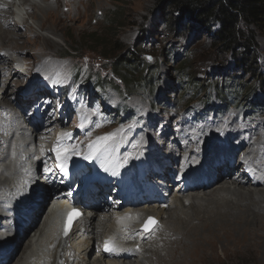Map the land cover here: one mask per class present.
Here are the masks:
<instances>
[{
    "label": "rangeland",
    "instance_id": "374dc122",
    "mask_svg": "<svg viewBox=\"0 0 264 264\" xmlns=\"http://www.w3.org/2000/svg\"><path fill=\"white\" fill-rule=\"evenodd\" d=\"M23 1L25 2V0L21 2ZM29 1L30 3H27L30 5H24L27 8L31 7V2L41 6L49 3V13L45 17V13L42 15V12L34 7L30 8V14L24 10L22 11V16L25 17L22 24L24 26L17 31L7 29L17 36L11 42H6V46L20 48L16 49L17 53L12 50L7 51L13 54L10 59L11 63L14 61L11 71L15 67L27 81L31 79V74L37 71L43 72V80L35 84L42 89L45 87L43 81L46 79L48 84L53 81L61 82L63 93H65L62 103L67 100V103L72 102V110H74L70 114L63 112L61 119L63 118L64 126H66L64 131L67 132L68 127L77 137L78 145L75 149L79 150L82 144L85 145V142L100 132H112L120 138L126 137L121 142L126 150L148 149L158 142L167 143L169 145L167 149H175L174 145H178V137L182 138L188 134L190 139L193 132L194 134L199 132L202 135L197 137L196 143L197 146L203 147L205 142L207 144L214 137H218L222 126L230 121L239 124L247 122L250 126L252 124L253 130L260 131L264 138V17L260 23L248 26L243 21L242 34L253 37L252 41L249 39V49L246 50L243 45L234 48L222 47L214 32L218 24H213L210 29L188 19L180 21L178 19L180 14L169 7L168 0ZM7 6L10 10L7 19L12 23L11 11L14 10L11 8L12 1H9ZM34 12L36 19L33 17ZM39 17H44L46 20L42 29L38 27V23L41 22ZM31 25H34L35 29H30ZM38 35L53 40L56 45L48 46ZM5 48L0 45L1 58H4L1 55L5 53L3 50H7ZM15 63H20L21 66ZM119 67L136 76L133 82L130 81L131 85L128 87L124 85L121 76L113 72ZM1 79L0 83L5 78ZM9 80L7 79L4 85H0V111L4 107L2 105H5L3 98L5 99L6 91L1 88L8 87L10 92L14 90L12 95H7L9 99L20 96L24 100L26 95V92L18 95L20 87L23 86L21 75L14 74L11 81ZM35 89L36 87L33 90ZM39 91L38 89L37 92ZM72 92H75V96H72ZM57 95L58 99L56 98L52 108L61 103V93L57 91ZM18 105H14L16 110ZM83 114L84 117L81 118ZM58 117V115L54 116L59 120ZM92 119L94 123L86 127L91 128L92 132L87 136L79 129H82L81 125L85 127L84 125ZM3 123L0 116V131ZM55 124L56 122H53V125ZM120 128H124V130L121 129L124 134L117 131ZM172 130H174V136H170ZM0 139L1 148L3 143L1 133ZM128 139L131 141L128 142ZM180 142L183 143V141ZM181 148L182 146L176 148L179 151L176 156L182 157L186 152ZM253 148L255 149L256 145ZM167 149H158L160 154L166 156V159L172 154ZM195 153L196 151L189 152L193 157L197 155ZM1 155L2 153H0V159H2ZM256 160L260 162L259 158ZM178 162L189 163L184 158ZM2 166L6 165L0 162V167ZM4 178L3 176L2 180L6 182ZM223 182L231 184L228 181ZM246 183L250 184L248 181ZM248 184L242 187L250 189L260 187V185L249 186ZM187 195V193H176L174 196L172 193L165 203L137 208V214L134 217L136 219H133L132 224L142 220L139 225L144 228L149 218H153L155 223L148 230L149 233L142 235L140 231L131 232L133 228L130 224L124 232H121L120 238H115L114 242L110 239L111 246L117 247L123 244V247L127 246L130 251L127 252L128 256L131 255L129 258H95L98 255V250H95L92 253L89 252L88 260L91 262L94 259L92 264H148L153 262L151 257L156 253L159 252L158 255L161 253L159 256H164L168 250L166 241H172L174 245L177 241L175 235L167 232V227L169 229L174 227L170 216L178 215L183 218L191 209L190 205L188 208L185 207L186 211L183 213L177 212V207H181L177 204L179 197L186 203V197L189 201L191 196ZM171 200L175 203L170 206ZM45 205L41 218L38 217L37 224L26 234L29 238L34 233L38 234L37 229H42L41 222L45 214L53 207L52 204L48 207ZM147 211H155L158 216H144ZM115 214H117L116 211L102 216L97 222L99 228L96 231H100L106 224V219ZM161 223L166 228L159 232ZM178 225V223L175 224L176 227ZM153 229L155 232L150 233ZM242 229L233 228L230 233L238 236V239L243 240L242 236L247 234L254 241L264 242V229L256 226L249 228L248 231L244 229L242 231ZM224 236L222 232L221 239L216 242V258L208 264H264V253L257 251L255 246L247 244L233 246L232 242L237 238H227L229 234ZM35 238L36 236L33 240ZM103 239V234L98 232L96 240L98 246L103 244ZM135 239L140 240L139 246L134 244V250H132L128 245ZM151 242L152 245H150ZM77 244H83V242L80 243V239H77L74 248H77ZM224 245L227 246L224 247L227 250L229 248L228 254L222 250ZM23 247L22 244L17 248L12 261L10 260L13 255L10 252L13 248L9 249L10 264L17 262ZM23 261L21 260L20 263Z\"/></svg>",
    "mask_w": 264,
    "mask_h": 264
},
{
    "label": "bare ground",
    "instance_id": "6f19581e",
    "mask_svg": "<svg viewBox=\"0 0 264 264\" xmlns=\"http://www.w3.org/2000/svg\"><path fill=\"white\" fill-rule=\"evenodd\" d=\"M9 1H12L11 8H14V10L11 11L13 13L12 23L9 21V19H7L10 10L8 9V6L6 7V4L9 3ZM21 1L22 0L0 1V45L6 47L5 49H7L6 51L3 50L5 53L1 55L4 56V58L0 57V80H2L1 78L4 77L6 80L10 79L9 81H11L12 77H14V74H19L23 80V86L20 87L18 95L22 94L25 87L29 86H32L33 89L36 87L40 91L36 92V95L30 96L28 98L26 94L24 100L21 99L20 96H13L9 99L7 95H12L14 90H11L10 92V90L8 91V87L1 88V90L4 89L6 91L4 93L5 99L3 98L5 105H2L4 107H2L0 111L1 120L4 122L0 131L1 135L3 136V143L1 144L2 146L0 148L2 159H0V162H3L6 166L0 167V208L4 207V213L7 212L8 214L9 209H11L17 201L18 203H22V200L27 198L31 188L32 190L34 189V187H32V179L35 176L34 173L36 170L40 171L44 166L49 165V162L45 163L44 161H48V159L53 156L54 147L58 148V146H61L62 150L63 146L67 143L64 138L60 139L56 137L57 130H54L55 128L50 129V127H54L53 122L55 121H52L46 112L42 113L40 117V119H43L44 125L42 127L35 126L31 134L27 132L28 125H26V123L31 121V119L33 120L35 114L34 110L29 112L30 108L27 110V114L24 113L25 106L22 104L32 100L37 103H39L41 100V103H43L44 98H41L38 95L47 96L49 91L47 90L46 86L44 87L45 89L35 86V84L37 85L38 82L43 80V72L37 71L34 75L29 72L31 75H33V77L27 81L15 67L13 71H11L12 63H14V61L11 63L10 59L13 54L10 51H7L12 50L17 53L16 49L20 48L12 45H10L11 48L10 46H6V42H11V40L16 39L17 36V34L13 33L12 31L10 32L9 30L7 31V29L11 28L13 31H17L18 28L20 29L23 27L24 25L22 24H24L25 17L22 16V11L26 10L28 14H30V8L33 7L37 11L42 12V15L45 13V17H47L50 4L47 3L41 6V4L37 5L34 4V2H31V7L27 8L24 5H30L27 3H30V1L25 0V2L23 1L24 3ZM2 3L3 6H1ZM34 15L35 16L33 17L36 19L35 12ZM39 18L41 19V22L38 23V27L42 29L46 24V20L44 17ZM33 28L35 29L34 25H31L30 29ZM34 33H37V31H34ZM10 35L11 37H9ZM40 38L43 39L45 44L48 46L56 45V42L51 39L49 40L43 36H40ZM20 63L15 64L20 65ZM46 67H48V65H46ZM29 73L27 74L30 75ZM5 79H3V82L1 81L0 85H4L6 81ZM49 103V105H51L54 102L50 101ZM16 104H19L17 110L14 108V105ZM45 108H48V106ZM59 120L56 121L55 125L60 128L62 127V122ZM78 121H80V119ZM24 123L25 126L23 125ZM85 126H89V123H86ZM121 129L124 130V128H120V131L118 132L124 134ZM53 130L55 132H53ZM188 130L190 131L191 129ZM172 131L173 132L170 134V136H174L175 134L174 130ZM64 132V130H61L60 135H63ZM259 132L258 130L254 131L253 125L251 124L250 126L247 122L239 124L238 122L230 121L227 122L226 125L222 126V130L220 131L218 137H214V139H211L207 144L205 142V146L203 147L197 146L196 143L197 137L201 136L202 133L198 132V134H194L193 132V135H191L190 139H188V134H186L183 138H181V136L178 137V145H174L176 146L175 149H178L180 146H182L181 149L186 151L183 153L184 155L182 157L180 155L176 156L179 152L177 149H167L169 148L167 143L161 144L158 142L154 145V147L148 149L142 148L136 150L135 148H132L131 150H126L124 149V146L121 145V142H123V139L126 137L120 138L119 135H113L108 140V148L114 152L113 157L119 156L131 163V172H134L136 168L141 165V161L144 163L152 161L154 164L163 168L161 177L164 179H168L169 177L168 172L171 171L169 169L170 163H174L173 168H176V165L177 168L179 166L182 167L184 164H180L178 160L183 158L186 161L194 163L195 165H199L201 163L198 155L193 157L189 154V152L192 153L193 151H198V153L200 152L206 154V161L208 162L211 160L214 153L217 152L216 149L219 150L221 148L222 150L219 159L220 165L213 170L206 171V169H204L203 176H206L208 181H206L204 178L205 181H201L204 183L200 185L199 189L194 192L187 193L191 196L189 201H187L186 197V203H184L183 199L179 197L180 199L178 200L177 204H180L181 207H177V212H179V214L183 213V211H186L185 207L188 208L190 205L192 210L190 209V211L188 209L189 213L183 218L178 215H175V217L170 216L174 227L173 229H169L167 227V232L176 236V245H174L172 241H166L168 245L166 247L168 248L167 252L164 256H159L161 255V253L158 255L159 252L156 253L155 256L151 257L153 261L151 262L152 264H208L213 262L216 258V242L221 239L222 232L225 236L229 234V236H226L227 238L235 239L238 236H233L230 233L233 228H243L245 231H248L249 228L251 229V227L256 226L264 229V187L260 188L261 186H264V138L261 135V132ZM224 140L227 142V148L223 144ZM127 141L130 142L131 140L128 139ZM180 141H183V143ZM76 143L69 145L72 151H74V147L78 145V142ZM255 145L256 148L254 149L253 146ZM158 149H167L168 151H171L172 154L170 158L167 157L166 159V156L162 157V154H160ZM156 151L158 152L155 153ZM77 154L78 151L72 152V155ZM155 154H158V156ZM225 154H229V157L231 158H236L234 164H230L228 156ZM124 156H126V158ZM238 156L244 157L241 160V158H237ZM256 158L260 159L259 163L257 162L258 160L255 161ZM244 160H246L248 166L253 167L254 173L252 174L257 176V182L253 183L251 178H249L243 172L234 174V171H240L243 168V165L245 166V163L242 162ZM112 164L114 166L117 164L116 158L113 159ZM196 168V166H193V171H195ZM154 175L157 176L158 174H155V170L151 169L148 173H146L145 176L148 180ZM3 176L6 178V182L2 180ZM223 181H228L231 184H224ZM246 181L250 182V184L246 183ZM247 184L249 186L260 185V187L256 189L242 187L243 185ZM55 188L57 189V187ZM43 190L45 191V189ZM41 195L42 194H38L37 197L40 198ZM49 196L50 195H46V193H44L42 201H31L27 210L23 211L21 214H18L19 217H24V220L22 219V224L19 226L22 227V229L17 228L10 238H7L5 235H3L5 233H3V227H5L7 222L5 220H7L11 214L6 218H2V213L0 212V225H2L0 227V255L4 256L6 259L5 261H2L1 264H10V261L14 259V254L16 253L17 248L22 244L24 245L22 250L23 252L20 258L14 264H92L94 259H92L90 262L88 260V254L89 252L92 253L95 250H98V255L95 258L115 257L117 259H127L131 256H128L127 252L130 251L127 246L123 247L124 244L123 246L118 245L117 247L114 245L111 246L110 242L112 240L110 239H113L114 242L115 238H120L121 232H124V229H126L128 225L130 226V224H132L133 219H136L134 217H136L135 215L137 214V208L149 206L150 201H145L143 203L142 201H137L132 209L128 211H123L122 209L118 210L115 207H109L106 204H103V209L100 213L88 209V211L76 223L73 229L69 231L67 236L64 235L62 222H59V220L62 212H64V209L67 207L68 202L56 201L53 203V207H51L49 212L45 214L46 216L41 222L42 229H37L38 234L36 235V233H34V235L29 238V235L26 236V234L35 224H37L39 219L38 217L41 218L42 212H44L46 198ZM174 196H176V193H174ZM172 200L170 202V206L175 203L172 202ZM31 204L36 205L31 206ZM48 206H50V203L47 202L45 207ZM114 211H116L117 214L111 215L109 219H106V224L101 228L100 231H98L99 233H102L104 237L102 242L103 244L98 246V243L96 242L98 232L96 230L99 228V225L97 222L102 216L109 215ZM157 214L158 213L155 211H147L145 212L144 216H158ZM193 221L197 222L192 223ZM141 222L142 220L132 224L133 229L131 232L140 231V234L142 235L148 234L149 232L144 231V228L139 225ZM176 223L179 224L178 227L175 226ZM165 228L166 227H164V225L161 223L159 232H162ZM154 232L155 229L150 231V233ZM35 236L36 238L33 240ZM137 237L139 238V235ZM242 238L243 240L238 238L234 240L232 242V244H234L233 246L247 244L253 247L255 246V249H258L257 251L264 253V242L254 241L252 237L247 234H244ZM77 239H80V243L83 242V244H77V248H74V243ZM106 241L109 242L110 248H114L113 251H105ZM138 241L140 240L135 239L134 242H132L133 244L131 243L128 245L130 246V249L134 250V244H138L139 246ZM152 242L150 245H152ZM166 243H164V245ZM224 247L227 246H222V248ZM247 247L245 249H247ZM10 248H13V250L10 252V254L13 256L11 260L8 261V253ZM222 250H224L225 254H228L229 252V248L228 250L227 248ZM21 260H24L23 263H20Z\"/></svg>",
    "mask_w": 264,
    "mask_h": 264
},
{
    "label": "trees",
    "instance_id": "16d2710c",
    "mask_svg": "<svg viewBox=\"0 0 264 264\" xmlns=\"http://www.w3.org/2000/svg\"><path fill=\"white\" fill-rule=\"evenodd\" d=\"M169 7L180 14V21L188 19L202 26L212 28L218 24L215 37L225 48L242 46L249 49V39L244 36L242 24L260 23L264 17V0H168ZM245 45V46H244ZM117 67V66H116ZM116 68L114 74L121 76L124 85L128 87L134 81L135 74ZM131 81V82H130Z\"/></svg>",
    "mask_w": 264,
    "mask_h": 264
},
{
    "label": "snow or ice",
    "instance_id": "6c2138e0",
    "mask_svg": "<svg viewBox=\"0 0 264 264\" xmlns=\"http://www.w3.org/2000/svg\"><path fill=\"white\" fill-rule=\"evenodd\" d=\"M148 59H151V57H148ZM99 127V125H97ZM81 127H83V125H81ZM117 131H120L119 129ZM65 136H70L71 134L70 133H65L64 134ZM113 135H115V133H110V134H107L103 137H98L97 138V143L95 145H92L90 144L89 145V148L93 151V153L96 155V158L99 159V156L102 155L105 151H107V148H108V145L107 143H100L101 141H104V142H107ZM55 151V149H54ZM57 157L58 159L60 158V153L57 152ZM67 157H65L66 159ZM90 157L86 156L85 159H88ZM102 167L104 166L103 164L101 165ZM60 168H61V171H65V167H64V164L61 163L60 165ZM47 171V169H45ZM105 170H109L107 168H105ZM117 172L116 171H113V175H116ZM80 215V213L76 210V209H73L71 213L68 214V221L67 223L65 224V227H64V235L67 236L69 231H70V227H71V222L72 220L76 219L78 216ZM155 221L153 218H149V221L145 223L144 225V231H148L150 230V227L152 224H154ZM114 249L113 248H110L109 247V242L106 241L105 242V251H108V252H111L113 251Z\"/></svg>",
    "mask_w": 264,
    "mask_h": 264
}]
</instances>
